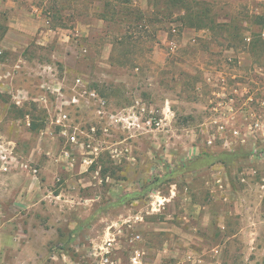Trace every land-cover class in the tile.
<instances>
[{
    "label": "rangeland",
    "instance_id": "1",
    "mask_svg": "<svg viewBox=\"0 0 264 264\" xmlns=\"http://www.w3.org/2000/svg\"><path fill=\"white\" fill-rule=\"evenodd\" d=\"M50 1L51 45L34 44L40 25L26 43L0 45V154L11 160L0 167V235L9 236H0V264H96L108 229L114 264H129L134 233L142 264H191L192 251L215 261L207 250L222 240L221 223L236 222L215 215L234 202L264 214V0H117L98 42L71 27L62 46L61 0ZM183 7L198 11L185 16L203 26L198 35L175 24ZM44 70L55 73L49 89ZM77 77L103 105L69 103ZM210 100L245 115L217 121ZM60 111L89 134L82 145L67 141ZM211 130L220 133L209 142ZM28 173L37 204L22 208L14 199ZM222 184L228 201L218 198ZM231 245L220 264H241L242 247Z\"/></svg>",
    "mask_w": 264,
    "mask_h": 264
},
{
    "label": "crops",
    "instance_id": "2",
    "mask_svg": "<svg viewBox=\"0 0 264 264\" xmlns=\"http://www.w3.org/2000/svg\"><path fill=\"white\" fill-rule=\"evenodd\" d=\"M61 4L60 12L65 20L64 25L61 27V31H63L61 34L64 35V38H59L62 46L69 38L68 32H70L69 29L71 27L78 35L84 38L85 41L92 43L98 42L100 40L101 28L104 29L106 26L108 27L111 22H114L113 13H116L118 10L119 3L117 0H61L60 5ZM131 5L132 4H124V6H126L124 9L129 13L133 10ZM50 9L52 10V3L50 0H0V15H6V18L2 19V24L4 23V26L6 25L7 28L0 39V45L10 47L12 45L21 44L22 42L26 43L28 39L24 33L28 31L31 32L33 29L38 28L39 25L42 29L39 32V36L34 39V44L37 47H41L43 44L46 46L49 44L51 45L55 30L51 23ZM180 12L181 15L179 20L175 23L178 24V28L189 34L195 33L196 31L195 35H198L199 30H197V28H203V26L197 22L185 20V16L187 17L189 14L195 12L188 7H183V11ZM197 13L198 11L195 14L198 15ZM124 20L125 19L122 21L124 22ZM175 24L174 26H177ZM174 26L172 30H174ZM195 35L189 36H192V40H196V38L193 37ZM160 38L164 43H171L165 34H161ZM103 49L105 50V48ZM208 55L211 56L210 58H213L211 53ZM263 102L264 101H262V103ZM222 103V105H218L220 103H216L212 100L209 102L211 113L217 109H220V114L222 113L216 116L215 119L217 121L224 120V123L229 122L234 124V121H232L233 118L239 121L240 117L245 115L243 112V115L241 113L231 112V107L227 106L228 103L226 101ZM210 124L212 126V122ZM220 128L223 129V126H220L219 129ZM218 133H220V130H211L207 135L208 141H213L214 137L216 135L218 136ZM233 134L238 138V134L241 133L237 128H234ZM262 152L264 154V151ZM259 174L258 185L262 188L264 187V170L259 169ZM33 180L36 179L28 173L24 175L23 179L20 181L14 203L22 208H24L22 204H25L28 208L37 204L35 197L38 191L36 189V181ZM215 188L216 186L213 185L210 192L212 193ZM220 188L221 190L218 198L228 201L229 194L225 191L223 184ZM260 193L257 204L263 207L264 190H260ZM211 196L213 197V195ZM236 204L238 203L234 202L227 213L222 211L215 215V218L221 220L233 218V220L236 221L231 230H228L226 222L221 223L222 240L215 243L207 250L212 257H215V261H204L201 256L195 255V251H192L188 256L191 264H220V262L224 263L225 261L228 263L229 259L227 253L232 249L231 244L242 247L241 249L244 255H242L241 258V264H264V225L263 227L261 225L259 226L260 220L262 219V221H264V214L259 212L248 215L244 210H241L239 206L236 207ZM0 236L2 241H5L9 237L7 234H2Z\"/></svg>",
    "mask_w": 264,
    "mask_h": 264
},
{
    "label": "built area",
    "instance_id": "3",
    "mask_svg": "<svg viewBox=\"0 0 264 264\" xmlns=\"http://www.w3.org/2000/svg\"><path fill=\"white\" fill-rule=\"evenodd\" d=\"M2 54V51L0 50V55ZM1 64V62H0ZM19 65L15 64L12 66L13 69L18 68ZM9 73H5L1 76L7 77ZM55 73L51 71H45L44 74L42 75L41 78V83L40 87L44 89H49V84L48 81L45 77H54ZM73 94L71 99L69 100V103L75 105V106H81V105H86V106H91L94 103L98 105H103L104 100L101 99V97L98 95L97 91L95 89H89L86 87L84 84L83 80L80 79L79 77L74 79V84H73ZM51 92H57V94L62 95L61 91V86L53 87L51 88ZM17 97V95H14ZM17 104L21 102L20 99H17L15 101ZM57 123L63 125V134L65 135L67 141L73 144H83L84 143V136L89 137L88 133H85L81 128H79L77 125H71L70 122H73L70 120V118L67 116L66 112L60 111L56 120ZM256 126L258 123L256 122ZM91 131L94 130V127L91 126ZM80 137H83L82 140H79ZM1 158V169L2 170H7L9 168V163H11V160H9L6 155L0 154ZM21 165L27 167V164H23L20 162ZM33 173L36 172V169L33 168L31 169ZM115 234L110 231L109 229L105 233L103 244L101 246L102 250L99 256V259L97 260L96 264H114L113 260L115 257V254L113 252L115 246L114 244L117 243L115 240ZM140 238V235L138 233L131 234L129 237H127L126 241L128 242V246H133V250L131 255L129 256V264H142L141 261V254L142 251L139 249V247L135 246V242H137Z\"/></svg>",
    "mask_w": 264,
    "mask_h": 264
}]
</instances>
